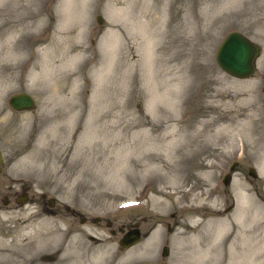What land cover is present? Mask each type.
Here are the masks:
<instances>
[{
    "label": "rangeland",
    "instance_id": "obj_1",
    "mask_svg": "<svg viewBox=\"0 0 264 264\" xmlns=\"http://www.w3.org/2000/svg\"><path fill=\"white\" fill-rule=\"evenodd\" d=\"M0 29V52L9 42L17 50L11 62L4 56L11 81L0 93L3 259L213 264L193 256L208 245L207 223L234 219L242 192L264 206V0H0ZM232 30L259 46L250 77L215 63ZM16 92L30 94L33 108L11 109L5 99ZM234 110L243 115L229 122ZM243 116L251 118L245 131ZM205 122L188 148L195 157L161 155V174L145 172L146 156L161 149L150 148L155 135L191 134ZM221 125L225 132L211 138ZM233 161L238 167L223 185ZM21 191L27 199L18 203ZM65 207L86 218L73 219L72 231ZM118 227L138 229V242L119 248ZM233 231L214 246L223 263L242 252L236 244L231 259Z\"/></svg>",
    "mask_w": 264,
    "mask_h": 264
},
{
    "label": "bare ground",
    "instance_id": "obj_2",
    "mask_svg": "<svg viewBox=\"0 0 264 264\" xmlns=\"http://www.w3.org/2000/svg\"><path fill=\"white\" fill-rule=\"evenodd\" d=\"M3 33H4L3 31H0L1 36L3 35ZM63 34H67V33H63ZM63 37L64 36H62L61 38H63ZM61 41H62V39H61ZM0 42H1V40H0ZM9 43L7 44L6 47H3V44L1 45L3 50L0 52V60H1L0 61V93H3L6 90V86L11 81V76L6 75V73H7L6 67L2 66V64H4L3 63L4 56H6L8 58V61L11 62L13 59V56H12L13 53H15L17 51L16 48L11 45V42H9ZM70 61L71 60H69V63H70ZM65 62L67 63V61H65ZM49 67H50V65H49ZM57 67H58V69H60V67H62V66L57 65ZM51 74L52 73L49 72L46 75L51 76ZM70 85H72V84H70ZM59 86L60 85H57L54 88L52 86L51 93L53 94L55 89L59 88ZM75 87L76 86H74V85L71 86V88L66 93L69 95H72L73 93H75L74 92L76 89ZM59 89H62V87ZM58 91H60V90H58ZM51 93H49V94H51ZM59 95H60V93H59ZM55 103H57V102H55ZM242 115L240 114V112L234 110L229 115L228 121L234 122V121H236V119L238 117H240ZM243 117L246 120V121H244L246 126L243 125V127L241 129L243 130V128H244V131H245V130H247L246 127L248 126V124L251 123L250 122L251 118L249 116H243ZM67 119H69V118H67ZM247 120H249V122ZM207 126H209V122H205V124L203 123L202 127H199L197 130H195L191 134H182L181 135V133H178V134L172 135L171 137H167V136H165V134L155 135L154 137L157 140H154V141L152 140V142L149 144L150 148L153 147V146L151 147V144H153V145H155V147L157 146V147H160L161 149H159L157 151H151V153H149L146 156V159L148 160L147 162H150V163L145 165L146 166L145 172L148 171L150 174L154 175V177H157L158 175L161 174L159 171L156 170V168H161L160 163L162 164L164 162V160L159 159V156H161V155L164 157H167V154H170L171 155L170 158L176 157L178 159V162H182V161L184 162L186 160H189V159H192L193 157H195L193 154L194 150H188V148L192 144L196 143L197 136H201V134L203 132H205L204 130L207 129ZM96 128H98V127H96ZM226 128L227 127L225 125H221L220 128L217 129V131L214 132L213 135H210V137L213 138L218 133L225 132L224 130ZM235 130H237V129L235 128ZM97 133H99V132H97ZM150 136H152V135H146L145 137H150ZM229 139H234V136L233 135L230 136ZM198 143H199V146L204 145L202 139L199 140ZM263 165H264V163H263ZM148 168H149V170H147ZM206 175L209 176L208 173ZM210 175H211V173H210ZM184 192H185V194L188 193L186 191H184ZM156 204H160V203L157 202ZM237 204H238L237 205V212L234 216V219H231L230 221H228L226 218H218V219L211 221L210 223H207L208 226L211 228V230L209 231L208 245L205 248L200 249V251H198V253H196V251H195L193 256H195L196 258H199L200 261L202 259L204 261H206L208 258H210V260L212 262H214L213 264H264V209H263L264 206H261V205L257 206V203L253 202V200L250 199L249 196L244 192L239 194V203H237ZM258 208H260L262 211L261 212L257 211ZM236 228L238 229V232L235 234L232 241L230 240V242L227 245V248L230 252L231 259H234L233 253H234V247L236 244H240V248H241L242 252L240 255L236 256L237 262H235V263H223L221 261L224 260L223 258L225 257V255L222 253H219V256L216 257V254H218V253L216 251L217 248H215L214 246H216L215 244L223 245L226 242V240L228 239V235L233 234V232H234L233 230ZM157 233H158V230H155L152 232V234H157ZM236 241H238V243ZM209 243H210V245H209ZM1 254L2 253H0V264H24V262H14L13 260H5V259H3L4 256H2ZM60 257L55 259L53 264H66L65 262H61ZM62 259H66V256H63ZM72 263L73 264H83L82 262H79V263L72 262ZM195 263L198 264L197 262H195ZM69 264H71V263H69ZM115 264H119V263H115ZM201 264H204V263H201Z\"/></svg>",
    "mask_w": 264,
    "mask_h": 264
},
{
    "label": "water",
    "instance_id": "obj_3",
    "mask_svg": "<svg viewBox=\"0 0 264 264\" xmlns=\"http://www.w3.org/2000/svg\"><path fill=\"white\" fill-rule=\"evenodd\" d=\"M97 23L102 22V18L96 16ZM259 54L258 45L248 40L244 35L237 31L228 32L221 42L218 44L215 51L216 65L228 75L235 78L250 77L255 71V59ZM263 100H264V84L262 86ZM8 104L14 110H28L33 107V100L26 92H18L8 98ZM1 163V158H0ZM249 175L254 176L252 168L248 170ZM227 176H224L222 182L227 183ZM26 201V194L22 192L21 197L17 202L23 203ZM50 204L53 202L49 199ZM139 240L138 229H131L126 231L118 240V245L121 248L131 246ZM167 250L164 247L162 255L165 256Z\"/></svg>",
    "mask_w": 264,
    "mask_h": 264
},
{
    "label": "flooded vegetation",
    "instance_id": "obj_4",
    "mask_svg": "<svg viewBox=\"0 0 264 264\" xmlns=\"http://www.w3.org/2000/svg\"><path fill=\"white\" fill-rule=\"evenodd\" d=\"M5 101H6V103L8 104V97L5 99ZM0 155H2V153H1V150H0ZM1 165V164H0ZM238 165V162L237 161H233L229 166H228V181H230V178H231V174L233 173V171H234V169H237V166ZM1 168V167H0ZM224 175V174H223ZM39 198H40V201L42 202V200L43 199H46V203L48 204V206L49 207H51V206H53V204H54V200H53V202L50 204V202H49V200H47L48 198H46V194H44V193H40L39 194ZM17 201H18V196H17ZM42 211H43V213H45V214H48V215H51V214H53L54 213V211H51V210H45V207L42 209ZM65 211L67 212V214L70 216V224L69 225H67L68 227H67V230L68 231H72V227L71 226H73L72 224L74 223L73 222V219H76L77 221H79V222H84L85 221V216H83L82 214H79V212H76V211H74L73 209H71V208H69V207H65ZM100 219L99 218H97V217H94L93 219H92V221H99ZM105 226L106 227H110L111 226V223H110V221L108 220V221H106L105 222ZM117 231H118V233H120L121 235L123 234V229L121 228V227H118L117 228ZM71 233V232H70ZM69 233V234H70ZM115 230L114 229H110V234L111 235H115ZM68 234V235H69ZM61 256V255H60Z\"/></svg>",
    "mask_w": 264,
    "mask_h": 264
}]
</instances>
